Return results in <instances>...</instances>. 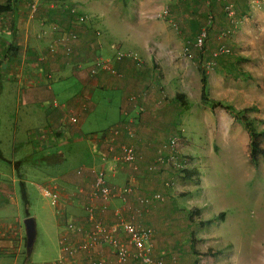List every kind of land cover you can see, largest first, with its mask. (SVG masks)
I'll use <instances>...</instances> for the list:
<instances>
[{
    "label": "crops",
    "instance_id": "crops-1",
    "mask_svg": "<svg viewBox=\"0 0 264 264\" xmlns=\"http://www.w3.org/2000/svg\"><path fill=\"white\" fill-rule=\"evenodd\" d=\"M201 1L0 0V100L2 98V102L7 104L15 101L16 107L32 103L36 106H42L45 102L51 104V108L47 106L42 110L44 117L33 116L35 121L43 123L38 127L37 142L33 147L34 151H42L41 159L54 164L63 162L65 156L60 148L62 145H69V142L77 144L76 150L80 147L86 153L84 164L81 165L82 167L78 166L80 168L76 167L78 168L76 172H74L75 168L71 171L65 170L57 176V179L38 184L41 194H43L42 187L48 185L61 195V201L57 206L59 213L56 210V215L60 218L57 225L61 228L58 240L65 232L64 218L83 227L84 231L89 229L83 207L89 200L94 182L91 171L104 169L110 186L121 188L130 183L136 186L133 196H129L126 204L117 196L111 201L110 208L127 206L126 210L130 212L128 216L136 224L140 223L144 227L154 225L155 235L149 255L155 262L168 263V253L175 248L179 251L178 264H193L196 261V256L192 252L184 251L180 247V242L174 245L167 239L169 229L165 217L169 214L168 203L175 201L172 196L185 191L184 187H187L189 192L191 187L189 184L179 185L180 180L184 182L190 180L182 179L181 169L168 163L167 159L173 156V151L164 147L170 137L181 132L183 138L180 142V154H176V158L178 160L185 158L183 169H197L200 179L198 185H201L199 165L204 164L205 161L201 156L193 158L192 145L188 147L190 152L188 149L185 152L183 144L187 141L192 143L202 127H189L187 133V127L183 122H177L179 114L184 113L181 100L187 101L188 95L184 90L189 89V86L186 81H195L197 87L200 83L197 63L199 52L194 46V40L199 31L205 28L200 26V16L198 17L200 11L197 7L200 6ZM217 1L223 2L221 10L225 18H227L224 11L226 4L232 7L233 18L238 14L246 16L250 10H261L264 6V1H261L256 8H251L244 0ZM33 2L35 6L31 10ZM204 2L206 5L214 4V0H204ZM70 8L75 10L74 13ZM76 16L87 17L86 23H76ZM227 19L230 21L229 18ZM207 23H211V14L208 12ZM96 26H101L108 34L121 33L132 39V42H137L143 53V63L141 64L142 60H139L138 56L135 59L127 55L120 60L115 57V61L112 59L111 61L112 49L104 50V47H101L99 37L95 36V32L100 31ZM68 33L75 39L63 44L62 36ZM208 33L210 32L207 31V35ZM224 35L222 33L221 37ZM178 39H191L193 42L189 44L191 59L186 56L178 57L182 52L181 42L175 41ZM50 46L53 50L49 49ZM42 53L45 57H41ZM227 55L222 54L215 59L211 56L215 64L211 67L207 65L205 73L208 83L212 86L216 83H223L227 87L235 85L230 75H237L240 67L230 60L225 64L221 63ZM97 58L107 59L116 74L104 70H99L97 75L91 74ZM168 59H173V62H169ZM220 72L223 77L219 78ZM61 80H68L70 85L61 87ZM53 81L58 84L56 91L53 90ZM97 89L118 90L122 93L119 99L120 119L117 122L123 123L108 131L105 129L86 135L81 130L82 117L95 110V98L96 100L100 98L96 94ZM70 91L72 92L66 101H59ZM180 94L183 97L180 98ZM33 113H36L33 108H26L22 112L24 121H29ZM71 118H75L76 122L72 123ZM14 119L11 134L16 138L19 118L15 115ZM28 125L29 123H26L25 127L28 128ZM9 128L11 129V126ZM53 146V151H48ZM123 146L133 147L136 153L137 159L132 165L113 161L120 154ZM16 149L17 143L14 140L12 150L15 152ZM159 156L164 158L163 163H156ZM0 157L8 162L6 157L2 156L1 149ZM10 163L11 183L0 181V194H10L7 187H12L14 181L19 179L22 194L25 196L24 177L20 169L21 160H12ZM154 163H156L155 167L151 168ZM112 166H115V171L109 172L108 169ZM79 171L80 174H77ZM16 175L18 178L14 177ZM169 177H173L170 186L166 185L170 182ZM157 193H162L161 200L152 197ZM144 196L152 197L150 203L139 201ZM172 206L174 210L175 208L178 210L175 202ZM192 206L194 208L189 207L186 214L195 211V208L200 210L199 215L202 214L199 206ZM169 208L172 210L171 207ZM113 212L114 210H108L101 215L107 226H112L116 221ZM218 213L220 212L214 211L213 215ZM225 216L224 214V218ZM71 239L75 243L80 240L75 235L71 236ZM22 241L23 235L17 220L16 223H0V250L4 248L3 251L6 252L20 251ZM104 256L109 263L116 264L108 249H104ZM216 261L220 262L219 259ZM53 264H58L57 260ZM126 264H139V262L129 261Z\"/></svg>",
    "mask_w": 264,
    "mask_h": 264
},
{
    "label": "rangeland",
    "instance_id": "rangeland-1",
    "mask_svg": "<svg viewBox=\"0 0 264 264\" xmlns=\"http://www.w3.org/2000/svg\"><path fill=\"white\" fill-rule=\"evenodd\" d=\"M209 3L206 5L202 0L197 7L200 11L198 14L200 26H204L210 32L205 40L204 49L198 50L199 61L195 60L198 63L200 83L197 87L195 81H186L189 86V89L184 90L188 95L185 96L187 107H184V113L179 114L177 120L178 123L183 122V125L187 127V133H189V127H202L198 130L200 132L196 133L192 143L187 141L183 144L185 152L192 145L193 158L201 156L205 161L204 164L199 165L202 182L198 185L199 176L198 181L196 179H191L190 182L180 180L179 185L189 184L191 188L189 192L187 187H184L185 191L172 196L175 201L168 203L169 214L165 217L169 229L167 239L173 244L180 242V247L184 251L192 252L196 256L193 264H264V155H259L257 163H254L250 157L251 138L244 125L228 109L220 105L211 107L201 99L202 73H205L207 65L211 67L215 64V60L211 58L213 50L225 44L230 49V53L224 58L225 61L221 60V63L225 64L227 60L233 61L250 76L245 78L239 74L230 75L235 82L232 87H227L223 83L212 86L207 81L208 97L230 104L236 110L249 108L245 114L252 121L255 129L258 132L264 129V6L261 10H250L246 16L238 14L229 21L221 10L223 2L214 0V4ZM207 12L211 14V23H207ZM96 28L100 30L98 41L101 47H104V50L112 49L113 54L110 55V60L115 61L117 53L127 52L136 54L139 60L143 59L142 50L137 42H132V39H128L121 33L108 34L102 30L101 26ZM169 28L172 29L170 26ZM222 33L225 35L221 37ZM175 41L181 42L182 52L178 57L186 56L191 59L189 57L192 54L189 47V44L193 43L191 39ZM209 54L210 60H208ZM169 62H173V59ZM220 76L223 77L221 72L219 78ZM52 84L53 90H58V84L55 81ZM69 85L68 80L60 81L61 87L65 88ZM95 91L100 96L99 100L95 98L96 108L82 117L81 130L86 135L105 129L108 131L123 123L117 122L120 119L119 99L122 93L118 90L105 89ZM71 92L59 101H66ZM5 104L7 103H3L1 98L0 149L2 156H5L8 162L0 157V181L5 180L11 183L10 161L21 160L20 169L24 177L25 197L22 194L19 179L14 181L12 187H7L10 194H0V223H16L17 220L23 235L20 251L6 252L3 251L4 248L0 250V264H53L60 255L58 237L61 228L57 225L60 218L56 215V209L49 197L41 194L38 184L57 179V176L65 170L71 171L75 168L74 172H76L80 168L78 166L84 164L86 153L80 147L76 150L77 144L69 142V145H62L60 148L65 156L63 162L54 164L41 159L42 151H34L33 147L37 142L38 127L43 123L35 121L33 116L44 117L42 110L47 106L51 108V104L45 102L42 106H36L32 103L21 104L18 107L15 101L8 103L7 107ZM138 106L137 104V108ZM26 108H33L36 111L30 115L32 117L29 121H24L22 116ZM143 109L142 107L141 110ZM15 115L19 118L16 138L11 134ZM26 123H29L28 128L25 127ZM14 140L17 143L15 152L12 150ZM259 141L264 148V137L260 136ZM53 149L54 146L48 151ZM188 150L190 152V149ZM184 156L191 157V155ZM14 177L18 178L17 175ZM172 178L169 177L170 185ZM56 183H58L57 180ZM173 202L178 205V210L176 208L174 210ZM192 205L199 206L202 214L199 215V209L198 212L190 211L191 213L186 214L189 207L194 208ZM67 209L70 211V207ZM214 211H224L226 215L224 220L218 216L219 213L213 215ZM81 212L84 213L82 209ZM27 216L34 217L36 222L35 242L29 255L26 253L23 223ZM207 220H210V223H207ZM141 226L144 225L141 224ZM149 227L153 232L152 243L155 235L154 225ZM168 255L169 263L178 264L179 251L176 248Z\"/></svg>",
    "mask_w": 264,
    "mask_h": 264
},
{
    "label": "built area",
    "instance_id": "built-area-1",
    "mask_svg": "<svg viewBox=\"0 0 264 264\" xmlns=\"http://www.w3.org/2000/svg\"><path fill=\"white\" fill-rule=\"evenodd\" d=\"M251 8L259 6L261 1L264 0H244ZM35 2L31 5V10L34 9ZM70 11L74 13V9L70 8ZM224 11L227 18L233 19V10L229 4L224 6ZM87 21L85 16H76V23L84 24ZM99 33L96 31L95 36L99 37ZM207 38V31L205 28L201 29L194 40V46L197 50L202 51L204 49L205 40ZM75 37L70 33L62 36V43L65 44L68 41L74 40ZM50 50L53 48L50 46ZM230 49L225 45H219L213 50L211 56L213 59L219 57L222 54H229ZM125 55L137 59L136 54L132 53H118L117 59L120 60ZM41 57H45L42 53ZM99 70L107 71L110 74H116L112 64L107 59L97 58L95 60L94 68L91 70V74L96 75ZM71 122L75 123L76 119L71 118ZM115 132V131H113ZM181 133L176 134L169 138L164 148H169L173 151V156L168 157V163L175 168H185L184 160L179 161L176 158V154H180V142L182 139ZM137 159L136 153L133 147L123 146L120 154L114 158V163L123 162L127 164H133ZM163 163L164 158L159 156L156 163ZM184 162V163H183ZM151 168L155 167V164ZM115 166L109 168V172H114ZM80 174V171L77 172ZM94 175V182L89 195V200L84 205L83 209L86 213V220L89 225V229L84 231L83 227L78 226L75 222L64 218L65 232L60 236L59 249L60 255L57 260L58 264H111L104 256V249H108L109 254L113 257L114 263L126 264L129 261H137L139 264H157L155 260L149 255L151 251V239L153 233L150 229L139 227L131 219L128 220L119 209L113 212L115 223L112 226H107L103 222L101 215L108 210L110 202L115 197H119L121 201L126 204L127 198L133 191L132 184H126L121 188H115L110 186L107 182L106 171L103 169H95L91 171ZM170 185V183H166ZM43 195L49 197L54 207H57L61 201V195L55 189H52L48 185L42 187ZM74 195V194H73ZM75 196V195H74ZM73 196V197H74ZM152 197L156 199H162L161 194L157 193ZM151 197V198H152ZM151 198L141 199L142 203H150ZM59 213L58 207L56 208ZM118 233H121L119 236ZM78 236L80 240L73 242L71 236ZM159 263L161 261H158ZM160 264H172L160 263Z\"/></svg>",
    "mask_w": 264,
    "mask_h": 264
},
{
    "label": "trees",
    "instance_id": "trees-1",
    "mask_svg": "<svg viewBox=\"0 0 264 264\" xmlns=\"http://www.w3.org/2000/svg\"><path fill=\"white\" fill-rule=\"evenodd\" d=\"M238 74L244 76L245 78H247V77L250 76L247 72H245L241 68L238 71ZM206 82H207V77H206V74L203 72L202 73V77H201V83H202V87H201V99L203 101H205L206 103L210 104L211 107H215L216 105H220V106L228 109L234 115V117L237 120H239L244 125L245 129L248 131V133L250 135V138H251V141H250V157H251V160L254 163H257L258 156L259 155H264V148L261 147L260 141H259V137L260 136H263L264 137V129L262 131H259V132L255 129V127L252 124V121H250L249 118H248V116L245 114V111H248L249 108H245L243 110H236L230 104H224V103H222L220 101H216V100L209 99L208 94H207V89H206ZM179 97L181 98V97H183V95L180 94ZM181 103H182L181 104L182 106H184L185 108L187 107V104H186V102L183 101V99L181 100ZM181 177L184 180H186V179L187 180L196 179V181H198V171H197L196 168L181 169ZM132 186H133V191H132L131 195H129L130 197L133 196V194H134V192L136 190V186H134V185H132ZM146 198L150 199L151 197L144 196V197H141L139 200L146 199ZM128 199H129V197L127 198V200ZM112 200H114V199H112ZM110 205H111V202H110ZM117 209H119V211H121V213L124 216H126V218L128 220H131V218L128 216V215H130V212H129V210H126L127 209V206L126 207H115L114 209H111L110 207L108 208V210H111V211H113V210L115 211ZM198 211L199 210L195 208V212H198ZM224 214H225L224 212H220L218 214V216H220L223 219L224 218ZM204 223H206V222H204ZM207 223H210V220H207ZM136 225L139 226V227H143V228H146V229H150L151 230V227L141 226L140 223H137Z\"/></svg>",
    "mask_w": 264,
    "mask_h": 264
},
{
    "label": "water",
    "instance_id": "water-1",
    "mask_svg": "<svg viewBox=\"0 0 264 264\" xmlns=\"http://www.w3.org/2000/svg\"><path fill=\"white\" fill-rule=\"evenodd\" d=\"M25 227V237H26V253L29 255L32 252L33 245L36 237V222L35 218L32 216H27L23 220Z\"/></svg>",
    "mask_w": 264,
    "mask_h": 264
}]
</instances>
